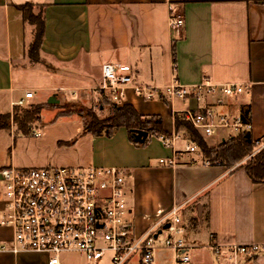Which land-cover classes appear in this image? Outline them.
<instances>
[{"label": "crops", "instance_id": "obj_1", "mask_svg": "<svg viewBox=\"0 0 264 264\" xmlns=\"http://www.w3.org/2000/svg\"><path fill=\"white\" fill-rule=\"evenodd\" d=\"M29 7L44 24L39 62L28 55L35 30L23 17ZM173 15L184 20L179 32L170 28ZM106 64L127 65L134 84L162 91L173 81L181 87L207 81L244 90L230 97L216 94L196 101L164 96V101L145 100L128 88L122 105L160 117L165 132L176 138L173 146L151 137L145 147H134L124 128L110 137L87 134L67 145L80 134L82 121L52 122L59 109L48 107V100L59 106L95 104ZM26 93L32 97L25 107L43 105V125L28 135H16L13 124L0 129V169L115 167L124 176L135 236L181 206L184 238L194 247L192 264H264V253L247 258L228 252L231 246L264 245V184L253 183L240 165L203 166L199 152H183L188 140L174 127V116L185 110L210 108L241 117L248 108L252 139L264 146V0H0V115H12ZM199 135L208 146L232 136L224 129L211 139ZM174 150L181 152L174 166L158 163ZM157 235L153 264H175L174 253L160 243L167 233L161 229ZM10 238L9 229H0V242ZM67 254L84 263L81 254ZM47 258L29 251L0 252V264H46Z\"/></svg>", "mask_w": 264, "mask_h": 264}, {"label": "built area", "instance_id": "obj_2", "mask_svg": "<svg viewBox=\"0 0 264 264\" xmlns=\"http://www.w3.org/2000/svg\"><path fill=\"white\" fill-rule=\"evenodd\" d=\"M172 31L184 26L180 15L170 17ZM100 90L109 93L112 101L122 105L128 88L145 99L200 100L205 96L221 94L234 96L244 88L236 84L215 85L207 81L189 87H181L176 81L162 90L134 84L131 67L127 65H103ZM162 91V92H160ZM26 93L16 105L26 106ZM203 137H214L219 129L231 134L250 131V123L241 117H228L210 108L201 112L185 110L178 114ZM38 137L39 133H33ZM173 146L176 140L163 139ZM259 149L264 148L255 142ZM184 153L195 155L197 147L188 142ZM181 152L174 150L170 159H160L163 166H174ZM197 160L193 159L195 164ZM203 166L220 165L203 159ZM0 229H9L11 238L0 242V252L17 254L24 251L43 253L46 264H61V255L79 253L84 264H153L157 249L158 230L168 226L167 236L161 245L174 253L175 264H192L194 247L184 238L181 206L172 207L158 222L135 236L129 223L128 207L124 193V176L111 168L35 167L0 169ZM218 253V249L214 248ZM228 252L236 256L253 258L264 253V245L231 246Z\"/></svg>", "mask_w": 264, "mask_h": 264}, {"label": "trees", "instance_id": "obj_3", "mask_svg": "<svg viewBox=\"0 0 264 264\" xmlns=\"http://www.w3.org/2000/svg\"><path fill=\"white\" fill-rule=\"evenodd\" d=\"M24 8L22 7V9ZM30 10L31 7L28 10H23L24 19L35 27L28 55L32 62H39L38 53L44 35V24L40 15L34 16ZM97 94L99 99L94 107L91 108L83 107L77 103H65L61 106L54 104L47 105L48 107L59 109L52 122H55L59 118L70 117H77L82 121L80 134L67 145L74 144L77 138L87 134L110 137L119 128L126 130L129 142L137 148L145 147L151 137L164 138L168 141L171 139V135L165 132L160 117L140 115L129 104L117 105L112 101L109 93L104 90L98 89ZM159 99L164 100V97L160 95ZM96 107L99 110H103L106 107L109 112L108 116L104 119H99L93 113V109ZM42 109L43 105L41 104L15 107L12 115H0V129H9L11 124H13L16 135H28L32 127H41L43 125L41 118ZM240 115L244 123H250L248 108L243 109ZM174 127L176 135L182 134L188 142L197 147L198 152L203 158L210 162L217 161L221 166L232 169L236 164L247 158L248 161L245 165L240 166L244 168L247 176L253 183L264 184V148L257 149L250 131H240L228 137L216 149H212L208 147L199 133L190 124L184 122L179 115L174 116ZM136 132H144L146 136L138 140Z\"/></svg>", "mask_w": 264, "mask_h": 264}, {"label": "rangeland", "instance_id": "obj_4", "mask_svg": "<svg viewBox=\"0 0 264 264\" xmlns=\"http://www.w3.org/2000/svg\"><path fill=\"white\" fill-rule=\"evenodd\" d=\"M95 104H91L89 106H83V107H86V108H91V107H94ZM93 113L99 118V119H104L108 116L109 112L107 110V108L105 107L103 110H99L98 107L94 108L93 109ZM136 135H137V132H136ZM235 135V134H232V136ZM211 139V138H209ZM228 139V138H227ZM209 142H211V140H209ZM219 145L216 144L214 146H208L209 148H212V149H216ZM257 146V145H256ZM257 149L259 150L258 146H257ZM202 159L203 156H202ZM247 158L244 159L243 161H241L240 163L236 164V165H245V163L247 162ZM235 165V166H236ZM61 264H84L83 263V260L80 256L76 255V254H63L61 255Z\"/></svg>", "mask_w": 264, "mask_h": 264}, {"label": "water", "instance_id": "obj_5", "mask_svg": "<svg viewBox=\"0 0 264 264\" xmlns=\"http://www.w3.org/2000/svg\"><path fill=\"white\" fill-rule=\"evenodd\" d=\"M48 103L49 104H54V103H58V101L57 100H55V99H53V98H50L49 100H48ZM146 135H145V133L144 132H137V135H136V138L139 140L141 137H145ZM168 226L166 225L165 227H164V229H166Z\"/></svg>", "mask_w": 264, "mask_h": 264}]
</instances>
